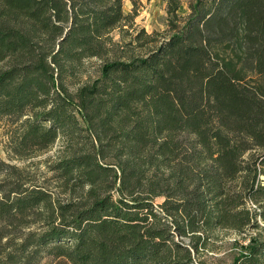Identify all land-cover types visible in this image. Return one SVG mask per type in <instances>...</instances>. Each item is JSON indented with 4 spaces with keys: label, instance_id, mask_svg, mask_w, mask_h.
<instances>
[{
    "label": "trees",
    "instance_id": "1",
    "mask_svg": "<svg viewBox=\"0 0 264 264\" xmlns=\"http://www.w3.org/2000/svg\"><path fill=\"white\" fill-rule=\"evenodd\" d=\"M125 1L0 0V264H264V0Z\"/></svg>",
    "mask_w": 264,
    "mask_h": 264
},
{
    "label": "rangeland",
    "instance_id": "2",
    "mask_svg": "<svg viewBox=\"0 0 264 264\" xmlns=\"http://www.w3.org/2000/svg\"><path fill=\"white\" fill-rule=\"evenodd\" d=\"M127 0V4L125 6V12L127 13H133V9H135L137 12V16L134 20V25L137 26V29L140 30L142 28H145L149 33H153L154 31H164L167 29V1L168 0ZM185 3L182 8V14L186 15L188 10V1L190 0H183ZM126 2V1H125ZM153 2H156L153 4ZM164 7V8H163ZM156 13V14H155ZM113 37L115 41L120 40V31L116 30L113 33ZM100 62L93 60L90 62L89 65V71L95 72L96 67ZM5 130L0 124V158L6 159L7 154L5 153V143L7 141L6 137L4 136ZM45 157L36 159L37 161L44 160ZM36 162V161H35ZM27 164V163H26ZM25 165V164H20ZM158 202H161L160 200ZM259 205L256 204L253 201L249 202V209L252 211L258 213L260 212ZM259 223L262 227H264V224L262 220L258 219ZM259 230L250 228L247 230L245 234H238L237 232H222L221 234L217 235V238L212 241V246L215 248H218V253L210 254L209 257L214 258H222V257H229L231 254H236L238 252L241 245H247L248 240L251 236V234L256 235ZM264 234V233H263ZM237 240L235 246V241ZM240 244V245H239ZM234 248V250H232Z\"/></svg>",
    "mask_w": 264,
    "mask_h": 264
},
{
    "label": "crops",
    "instance_id": "3",
    "mask_svg": "<svg viewBox=\"0 0 264 264\" xmlns=\"http://www.w3.org/2000/svg\"><path fill=\"white\" fill-rule=\"evenodd\" d=\"M160 2H161V0H159ZM163 1V0H162ZM156 2H158L157 0H156ZM156 2H153V4H155ZM126 4H127V0H126V2H125V5H124V11H125V6H126ZM164 8V7H163ZM156 14V13H155Z\"/></svg>",
    "mask_w": 264,
    "mask_h": 264
}]
</instances>
